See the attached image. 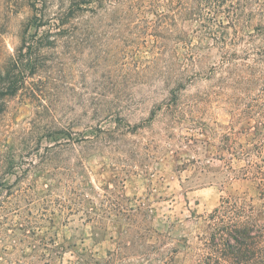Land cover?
<instances>
[{
  "label": "rangeland",
  "instance_id": "obj_1",
  "mask_svg": "<svg viewBox=\"0 0 264 264\" xmlns=\"http://www.w3.org/2000/svg\"><path fill=\"white\" fill-rule=\"evenodd\" d=\"M46 1L56 6L59 0ZM31 16L30 0H0V68L20 45ZM147 21L156 18L152 13L131 16L120 27L115 24L119 20L113 21V28L99 32L94 44L59 48L63 64L49 57L43 77L67 88L45 94L53 111H38L24 92L9 99L0 115V183L9 186L18 180L11 192L20 210L9 213L0 229V264H148L146 258L169 257L168 264H189L188 256L222 197L247 189L255 195L245 182L221 186L226 172L208 135L216 123L226 126L230 120L223 85L186 83L183 102L189 106L152 116L154 104L165 96L159 76L165 64L190 62L184 45L146 28ZM193 44L202 46L198 52L207 57L203 66L218 61L217 52L208 53L205 47L208 40L193 38ZM193 100L198 108L192 107ZM104 104L116 109L119 130L125 122L131 124L129 133L78 147V155H62L42 173L22 178L24 164L4 174L7 158L29 162L38 148L49 145L40 138L45 124L58 120L61 128L86 113L74 127L80 130L106 115L100 111ZM102 125L116 127L110 120ZM50 193L68 206L81 199L83 207L60 212L56 204L45 210Z\"/></svg>",
  "mask_w": 264,
  "mask_h": 264
},
{
  "label": "trees",
  "instance_id": "obj_2",
  "mask_svg": "<svg viewBox=\"0 0 264 264\" xmlns=\"http://www.w3.org/2000/svg\"><path fill=\"white\" fill-rule=\"evenodd\" d=\"M30 1L32 16L23 26L20 45L0 68V115L6 111L9 99L21 92L38 104V111H53L45 94L67 88L66 84H54L50 76L43 77L49 71L45 61L52 58L61 65V57L56 53L59 48L94 44L99 32L113 28V21L119 20L115 24L120 27L128 17L152 13L156 21L145 22V27L165 32L168 40L184 45L190 62L183 65L177 60L165 64L159 75L165 96L154 104L152 116L162 112L172 115L189 106L183 102L186 83L206 80L223 85L230 120L226 126L216 123L208 135L213 140L209 144L216 148L226 172L221 186L239 181L255 191V195H250L247 189L222 197L208 217L206 231L198 237L197 246L188 256L189 264H264V0H68L66 3L59 0L56 6L50 1L48 5L46 0ZM194 24L196 27L189 33L188 28ZM159 38L166 37L160 34ZM193 38L208 40L210 44L205 46L208 53L217 52L218 61L213 66H203L207 57L198 52L202 46L192 45ZM194 102L192 107L198 108ZM100 111L106 115L80 130L74 127L86 119V113L61 128L57 126L58 120L45 124L40 138L49 140V145L38 148L35 160L29 162L7 158L4 174L24 164L22 178L42 173L47 167L54 168L60 156L78 155V147L94 146L130 132L128 122L123 130L117 128L121 120L114 107L104 104ZM107 120L116 127H103ZM234 162L241 166L234 168ZM17 182L9 186L0 183V229L9 213L20 210L11 192ZM44 202L43 209L57 204L60 212L63 208L72 212L83 207L81 199L68 206L51 193ZM26 231L27 236L30 231ZM41 243L46 246L45 242ZM171 258L146 260L148 264H168Z\"/></svg>",
  "mask_w": 264,
  "mask_h": 264
}]
</instances>
